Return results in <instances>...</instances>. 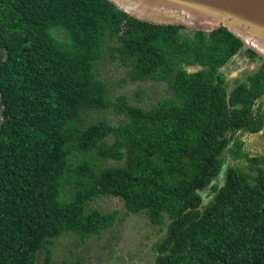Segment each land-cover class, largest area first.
Listing matches in <instances>:
<instances>
[{
    "label": "trees",
    "instance_id": "obj_1",
    "mask_svg": "<svg viewBox=\"0 0 264 264\" xmlns=\"http://www.w3.org/2000/svg\"><path fill=\"white\" fill-rule=\"evenodd\" d=\"M106 52L124 80L174 98L145 110L120 96L123 123L81 127V111L111 107L94 67ZM237 55L259 66L230 89L222 68ZM261 131L264 61L225 27L149 24L108 0H0V264L41 251L50 264L54 239L80 246L132 214L164 227L152 264H264V167L242 140ZM92 152L124 165L69 160ZM99 197L124 214L89 210Z\"/></svg>",
    "mask_w": 264,
    "mask_h": 264
},
{
    "label": "rangeland",
    "instance_id": "obj_2",
    "mask_svg": "<svg viewBox=\"0 0 264 264\" xmlns=\"http://www.w3.org/2000/svg\"><path fill=\"white\" fill-rule=\"evenodd\" d=\"M49 34L60 43L66 32L61 28H51ZM258 66V61L249 62L247 59H243L242 55H237L222 68V71L227 76L231 89L235 79L254 71ZM94 67L97 77L108 88L106 97L109 99L111 107L105 111H81V127H86L101 120H107L113 126L123 123L124 116L117 115L113 108L120 96H123L130 105L145 110L156 106L165 98H174L173 93L165 83L124 80L126 69L120 67L118 62H113L107 52L103 55V58L94 64ZM196 68L188 69L195 70ZM242 139L244 140V148L251 151L248 152L251 156L258 157L259 164L264 167V133L246 134L243 135ZM226 155L225 159L228 157V154ZM69 160L92 161L95 163L97 170L124 165V161L97 159L95 152L86 155L75 154ZM230 162L225 161V166L227 167ZM221 181L217 177L213 183H220ZM72 193V189L69 188L63 198L70 199ZM88 209L103 213L117 210L120 215L125 212L123 202L113 197L94 199L88 203ZM164 235L163 226L151 225L144 214H132L124 222H116L100 235L89 237L80 246L76 245L78 239L74 234H64L54 239L53 244L47 249L52 253L50 264H60L62 262H65V264H152L156 255L154 245L160 242ZM36 264H44L43 251L37 254Z\"/></svg>",
    "mask_w": 264,
    "mask_h": 264
},
{
    "label": "water",
    "instance_id": "obj_3",
    "mask_svg": "<svg viewBox=\"0 0 264 264\" xmlns=\"http://www.w3.org/2000/svg\"><path fill=\"white\" fill-rule=\"evenodd\" d=\"M108 1L128 16L149 24L177 25L205 32L225 27L245 48L252 50L264 61V0ZM200 69H187V72L194 73ZM225 167L220 177L225 176Z\"/></svg>",
    "mask_w": 264,
    "mask_h": 264
},
{
    "label": "flooded vegetation",
    "instance_id": "obj_4",
    "mask_svg": "<svg viewBox=\"0 0 264 264\" xmlns=\"http://www.w3.org/2000/svg\"><path fill=\"white\" fill-rule=\"evenodd\" d=\"M261 132H263V131H261ZM260 133V132H259ZM249 135H252V134H249ZM254 135V134H253ZM243 140V139H242ZM244 141V140H243ZM244 148V147H243ZM244 150L246 151V152H251V151H249L248 149L246 150L245 148H244ZM225 152H230V151H225ZM225 161H227V162H229V161H231V159H230V157H227L226 159H225ZM226 164V163H225ZM224 178V177H223ZM223 178L222 177H220L219 176V180H223ZM222 182V181H221Z\"/></svg>",
    "mask_w": 264,
    "mask_h": 264
},
{
    "label": "bare ground",
    "instance_id": "obj_5",
    "mask_svg": "<svg viewBox=\"0 0 264 264\" xmlns=\"http://www.w3.org/2000/svg\"><path fill=\"white\" fill-rule=\"evenodd\" d=\"M219 178V177H218ZM223 178V177H222Z\"/></svg>",
    "mask_w": 264,
    "mask_h": 264
}]
</instances>
